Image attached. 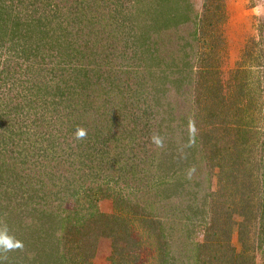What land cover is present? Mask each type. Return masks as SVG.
Here are the masks:
<instances>
[{
  "label": "trees",
  "instance_id": "16d2710c",
  "mask_svg": "<svg viewBox=\"0 0 264 264\" xmlns=\"http://www.w3.org/2000/svg\"><path fill=\"white\" fill-rule=\"evenodd\" d=\"M42 1L19 0L18 5L15 4L16 9H12L9 13V18L14 22V29H10L9 32L17 41L16 55L25 56V60L31 55L37 59L41 57V62L37 61L38 65H35V60L33 61L30 70L35 65L37 72H40L44 69L41 64L48 63L52 70L61 72L60 75L58 73L56 75L58 80L66 85L60 84L61 91L55 94L57 98L49 99L48 105H45L44 101L36 102L33 96L36 90L42 93L38 83L43 85L48 83L42 78L31 79L29 74L22 78L20 83L29 97L19 94L16 96V87L19 84L10 86L8 93L12 95V100L9 101H13L14 104L10 110L23 112L29 104H35L34 107H38L36 110L39 118L45 122L43 126L48 128V135L52 137L50 147L56 140L50 128L55 126L57 121L62 125L65 124V127L78 124L85 130V136L89 137L92 145L104 144L107 147L92 155L93 153L89 152L90 142H86L82 146L76 145L78 153L72 151L73 143L69 142L67 135H64L61 141L62 147L59 149L61 151L70 149L66 151L68 157H79V161L83 160V157L87 161H94V165L91 164L89 168L101 174L106 170L109 172L115 160L122 156L119 152L111 151L110 146L112 149L115 148L111 144L129 140L127 144L129 146L125 147L124 151L140 152L139 159H143L137 165H131L129 170H132L133 175L137 174L136 172L142 174L145 179L141 177L138 180L133 177L132 185L127 182V186L132 190L126 194L113 195L115 213L104 214L97 208L90 207V211L79 215L80 210L66 209L60 200L56 203L55 199L42 196L40 190L43 181L47 186L51 181V191L55 193L56 186L62 184L66 190H71V186L75 187V178L71 176L61 178L62 173H59L56 165L61 160V156L57 152L50 151L42 159V154L38 151V160L40 157L45 161L50 160L53 163L52 167L37 168L41 160L37 166H29V171L19 170L12 178L19 182L15 185L21 193L14 200L16 209L24 201V210L31 208L35 211L37 223L34 229L38 230L36 237L38 242L36 241V247L31 249L33 257L24 253L22 258L16 259V253L8 251L3 254L0 264H88V259H84L81 254L84 252L86 256H92L90 250L86 251V249L95 247L99 236L112 239L111 264H123L128 259L137 260L138 253L132 251L140 248L141 240H137L133 236V230H130H136L132 217H122L121 213L124 210L137 216L142 223V228L139 227V230L142 235L146 233V238L145 235L143 238L151 237V249L156 251L148 256L146 264L147 262L149 264H247L242 261L241 254L225 252L218 246L220 240L217 228L220 214H216L213 204L208 205L203 194L209 189L213 169H219L217 173L219 182L224 177L227 163L222 161L226 159L225 156L219 159L220 162L215 161L221 151L227 150L236 161L245 153V150L233 140L231 143L227 142V146L223 145V138L215 134V130L223 127V123L213 122L214 117H220L211 106L215 104L213 101L219 92L222 94L223 90L215 84L214 79L209 81L206 78L212 66L201 65L200 68L195 69L199 55L195 49L202 48L200 43L206 37L208 27H214L222 21L221 17L211 18V14L217 15V10L221 9L220 3H214L215 5L205 3L203 5L205 10L201 13L203 16L198 17L201 14L194 15L191 3L187 1L183 5L182 0H74L75 4L72 0H61L56 3L49 2L45 8L47 13L43 12L31 18L24 29L25 32L17 33L19 28L25 27L17 8H20L24 2L28 6L32 4L34 12L38 13ZM5 5V0H0L1 22L5 19V22L8 21L5 15L3 17V9L8 10V5ZM51 20L53 25L47 28ZM14 32L17 35L13 34ZM64 48L69 51L68 54L62 53L61 50ZM185 48L190 50L189 53L185 51L187 59L183 62L179 61L178 64H175V61L173 63L178 52ZM60 56L61 60L55 59ZM118 58H121L120 62L116 61ZM171 64L175 66L174 70L171 69ZM161 66L165 71L164 79L159 84L160 81L154 76L160 71ZM123 67L126 69L124 70ZM12 68L13 66L9 70L15 71L16 67ZM173 73H181V76L186 78H172ZM10 74L11 77L14 75L12 72ZM186 80L187 85L180 83ZM172 82L175 83L174 87H171ZM134 84L137 85V90H132ZM187 94L189 101L185 98ZM19 98L22 100L18 101ZM133 101H136L134 102L136 104ZM49 104L53 106L50 107ZM47 106L51 110L49 116H46ZM128 106H131L132 110L127 108ZM1 108L0 102V111ZM205 110L210 116L211 123H205L202 119ZM190 113L193 114L192 118H189ZM191 120L195 121L194 128L184 126ZM7 122L8 118H4L0 113V124L6 125ZM201 122L205 123L206 127H201ZM249 124L239 127L240 131L237 129L243 139L249 134L247 127ZM36 126L40 127L41 123ZM158 128H165L169 134L165 142L167 143L165 150L170 149L168 154L170 161L177 158L180 161L178 166L172 165L176 168L170 175L169 172L164 175L156 173L161 160L156 162L155 159L161 152L158 153L153 147H147L142 140L145 137L151 140ZM225 129L228 135L230 129L229 127ZM110 130L113 132L110 133ZM9 134L11 133L0 130L1 143L5 144L6 139L10 142L9 148L0 152L2 161L5 160L6 151H11L12 155L17 145L13 135ZM208 147L209 154L206 151ZM82 150H85L84 154ZM16 160L9 163L10 168H16L14 166ZM74 162L71 164L74 165ZM153 162L156 164L151 165ZM92 170L84 173L92 174ZM27 178L30 179V185L39 191V194L30 197L34 203L27 201L32 193ZM56 179L62 180L55 183ZM176 183L178 195L168 196L163 189H160L163 185L171 186ZM25 187L27 189H23ZM107 189L108 187L105 189L100 187L101 192ZM84 190L83 194H87L91 188L87 187ZM79 191L82 193L81 187L72 188V194H76L77 197ZM0 192L3 193V190ZM7 194V199L10 200V193ZM201 199L204 204L203 210L208 211L206 216L210 217L211 223L205 229V241L199 243L190 240L189 225L193 224L198 216L193 213L194 210H198L195 203L198 206ZM247 201L246 197L239 203L246 207ZM0 208L9 209V202L6 206L1 205ZM239 215H246V211H241ZM231 216L228 214V219ZM244 225V221L239 223L241 240L244 238L242 229ZM228 227L230 226L223 229L226 238H229L225 234L230 230ZM212 229L213 233L210 235L209 231ZM216 235V239L213 240ZM32 238L28 236L23 240L30 243ZM213 249L216 251L214 254L211 253ZM247 249L248 247L245 246L243 251L247 252Z\"/></svg>",
  "mask_w": 264,
  "mask_h": 264
},
{
  "label": "rangeland",
  "instance_id": "374dc122",
  "mask_svg": "<svg viewBox=\"0 0 264 264\" xmlns=\"http://www.w3.org/2000/svg\"><path fill=\"white\" fill-rule=\"evenodd\" d=\"M56 1L61 2V0H43L39 5L40 10H38V13L34 12V6H32V4L28 6L23 2L21 7L17 9L19 10V17H21L25 23V27L19 28L17 33L23 34V32H25L24 29L28 26L27 23L31 18L39 16L43 12L47 13L45 8L48 6V3H56ZM72 1V3H74V0ZM187 1L193 6L194 15L196 13L201 14L202 11L205 10V6L203 9L205 3L211 5L214 3H220L221 5V9L217 10V15L213 13L211 14V18L217 19L219 17L220 19L221 17L222 21L214 27H208L209 29L205 35L206 37L203 38L200 43L202 48L200 50L195 49V52H199L198 60L195 62V64L197 63L195 69L196 67L200 68L201 65H211V71L207 74L206 78L209 81L214 79L215 84L222 87L223 90L222 94L219 92L216 99L213 101L215 104L211 106V109L218 112L220 117H214L213 122L217 121V123H223V127H220V130H215V134L217 137L223 138V145L227 146V142L231 143V140H233L240 148L242 147L245 150L244 155L239 158V160L237 159V161L230 156L227 150L221 151L215 161L218 162L221 157L225 156L226 159L222 161V163H227L225 164L224 177L219 182L217 177L219 169H213L214 172H211L209 189L206 191L208 193L207 195L206 192L203 193L206 196L204 199L209 203L208 205H214L217 215L220 214L217 228L220 240L218 246L225 252L241 254L242 261L247 264H264V0H182L181 3L185 5ZM5 2V6L8 5V12L3 9V17L5 15L8 21L5 22L6 19L2 22L0 21V102L2 103L0 113L4 118H8L7 123L15 126L13 127L7 123L6 125L0 124V130L3 129L4 131L11 133L9 135H13L17 145L15 146L16 148L12 155L11 151H6V155L4 156L5 160L2 161L0 159V191L3 190V193L0 192V206H6V203L8 202L10 204L9 209L0 208V232L6 233L12 238L14 244H18L19 246L8 250L0 248V261L3 254L8 251L16 253V259H18L17 257L22 258L24 253L28 254V256L30 255L29 257H33L31 249H34L38 242V238H36L38 236V230L34 229L35 224L37 223L34 216L35 211H32L31 208L24 210V201H22V204L16 209L17 206H14V200L17 196H20L21 193L15 185V183L19 182L12 178L19 170L29 171V166H37L43 157L48 155L50 151L57 152L61 156V160L56 164L59 173H62L61 178H63V176H71V178H75V187L71 186V190H66L65 186H62L63 184L60 186L57 185L54 193L51 191V181H49L48 186L45 184V181H43V186L40 190L41 194L44 198L50 197L52 200L55 199L56 203L60 200L63 207L66 209L75 208L80 210L81 212L79 215L90 211V207L93 209L97 208L104 214L115 213L113 195L117 193L126 194L129 190H132L131 187L127 186L128 184L132 185L131 178L134 177L139 180L143 177V175L138 172L133 175L132 170H129L131 165H137L143 161L142 158V160L139 159V157H141L140 152L136 153L134 150L131 152L128 150V152L124 151V148L129 146L127 145L129 140H126L125 142L123 141L119 144L118 142L111 144L112 146H115L114 149L110 146L111 151H114L113 153L119 152L122 156L115 160L109 172L106 170L101 174L97 170L89 168L91 164L94 165V161H87L85 160V157H83V160L79 161V157H68L66 151H70V149L64 151L59 149L62 147L61 141L64 139V135H67L66 138L69 142L72 141V148L74 149L72 151L78 153L79 150H76V145L80 144L82 146L86 142H90L89 144L91 148L89 152L93 153L92 155L97 154L100 150L107 147L104 144H95L96 146L92 145L89 137L86 136L78 139L76 132L78 129L82 128H80L78 124L76 125L74 123L72 126L66 125L65 127V124L62 125L57 121L55 126L50 128L54 138H56L55 142H53V146L50 147V138L52 137L48 135V128L43 126L45 122L39 118V113L36 110L38 107L35 108V104H29L28 107L23 109V112H12V110H10V107L14 105L13 101H9L12 100V95L8 93L10 86L12 84H19L16 87V96L19 94V96L23 95L29 97L28 93H25L20 84L22 78L27 77L29 74L31 79L37 77L39 80L42 78L44 82L48 83L46 85L38 83L42 88V93L36 90V93L34 92L35 96H33L36 98V102L44 101L45 105H48L49 99H54V97L57 98L55 94H58L61 91L59 88L60 84H66L58 80L56 73L60 75L61 72L52 70V67L49 66L48 63L41 64L44 69L37 72L38 69H35V65H38V60L41 62L40 56L39 59H37L31 55L25 60V56L19 55V57L16 55V46L18 47V45L16 44L17 41L13 39L11 32H9L10 29H14V22L12 18H9V13L12 9H16L15 4L18 5L19 0H5ZM12 2H14V5H12ZM202 16L203 15L201 14L198 17ZM52 25L53 22L51 20L47 25V28ZM13 34H16V32ZM197 44L199 45V43H195V45ZM61 51L64 54L69 53L66 48ZM185 51L188 53L190 52L188 48L180 50L177 57L173 59V63L175 61V64H178L179 61L183 62L186 60L187 56ZM59 58L61 60V56L55 57L56 60ZM34 60L35 65L32 70H30V65L33 64ZM116 61L120 62L121 58H118ZM12 66V69L16 67L15 71L9 70ZM174 68L175 66L172 65L171 69L174 70ZM123 69L125 70L126 68L123 67ZM164 71L165 69L161 66L160 71L155 73L156 75L154 77L158 78V81H160L159 84L162 83L164 79ZM168 71H170V69ZM10 72L14 73L15 76L13 75L11 77ZM171 76L172 78H186V76H181V73H173ZM186 82L187 80L180 83H185L184 85H187L188 83ZM174 84L175 83L172 82L171 87H174ZM139 87L140 86L138 85V88ZM133 89L137 90V85H132V90ZM188 97L187 94L185 96L187 101H189ZM2 99L3 101H1ZM21 100L22 99L19 98L18 101ZM134 102L136 101H133V103ZM217 104H219V106ZM49 105L50 107L53 106V104ZM133 106L134 105H132V107ZM50 107H46L48 108L46 116L51 114ZM132 107L128 106L127 108L132 110ZM30 111L32 113H30ZM132 114H134V112ZM189 115V118H192L193 114L191 115L190 113ZM72 116L74 117V115ZM202 119L205 123H211L207 110L203 111ZM246 122L248 124L250 123L247 126L249 134L243 139L239 135V132H237V129L240 131L239 127H243V125L247 124ZM40 123V127L36 126ZM194 123L195 121L191 120L184 126L194 128ZM205 123L201 122L200 126L206 127ZM30 125H32V127ZM226 127H229L230 129L228 135L225 129ZM73 129H75V131ZM105 130L106 129H104V131ZM68 131H70V133ZM111 132H113V130H110V133ZM168 138L169 134L166 132L165 128H158L151 140L146 139V137L142 139L145 141L147 147H153L158 150V153L161 152L158 154V158L156 157L155 159L156 162L161 160L160 165L156 170L158 175H164L166 172H169L170 175L174 168H176L172 165L178 166L180 163V161H178L179 158L171 162L168 157L170 149L165 150V146H167V143L165 142ZM146 140L148 141L146 142ZM9 145L10 142L8 139H6L5 144H2L0 141V152ZM38 151L42 154V159L40 157V160H38ZM206 151L209 154V147ZM84 152L85 150H82V154H84ZM14 159H17L16 164L14 165L16 168H10L9 163H12ZM72 162H74V165L71 164ZM156 162H153L151 165H155ZM211 162L213 161H210V163ZM52 165L53 163L50 160L45 161L44 159L37 168L42 166L43 168L48 169L52 167ZM74 166L76 168H74ZM90 169L93 171L92 174L84 173ZM124 170H127V172ZM36 172L38 173V171ZM166 179L169 178L166 177ZM26 180L32 191L31 195L27 198V201H29V203H34V200L30 197L32 196L33 198V196L39 194V191L36 187L30 185L29 178ZM61 180L62 179H56L55 183H58ZM193 186L195 185L193 184ZM77 187L82 188V193L79 191L78 197L76 194H72V188L77 189ZM87 187L88 189L91 188V190H89L87 194H83L85 193L84 189ZM100 187L103 189L108 187V189L101 192ZM23 189L27 188L25 187ZM160 189H163L166 192L165 195H178L177 183L171 186L163 185ZM8 192L10 193V200L7 199ZM5 196L6 198H4ZM246 197L248 201L245 204L246 207H243L239 201ZM202 199L199 201L198 206H196L195 203V207H197L196 209L198 210H194L193 215L198 216H196L195 222L189 225L191 231L189 236L190 240L193 239L195 242L199 243L205 241V229L210 226L211 223L209 221L210 217L206 216L208 211L203 210L204 204ZM241 211H246V215H239ZM121 214L123 218L132 217L134 225H130H133L137 231L134 229L130 230H133V236L137 240H141L140 248L132 251V253H138V259H128L123 262V264H146L145 262L148 260V256L156 251L151 249V237H148L147 239L143 238L144 235L146 238V233L143 235L141 234L139 229L142 228V223L137 219V216H133L128 210L122 211ZM228 214L232 215L229 219ZM242 221H244L245 224L242 227L244 233L243 240H241L239 233V223ZM227 226H230L228 227L230 230L225 234H227L229 238H226V236L223 235V229H226L224 227ZM209 233L211 235L213 229L209 231ZM28 236H30V238L33 237L30 243L23 240L28 238ZM216 237L217 235L213 240H215ZM111 241L112 239L110 237L99 236L95 247L92 246V248L86 249V251L90 250L89 252H91L92 256H86L83 252L81 254L82 257L88 259V264H111ZM245 246L248 247L247 252L243 251ZM215 252L216 251L213 249L211 253L214 254ZM147 264L149 263L147 262Z\"/></svg>",
  "mask_w": 264,
  "mask_h": 264
},
{
  "label": "clouds",
  "instance_id": "9594fccd",
  "mask_svg": "<svg viewBox=\"0 0 264 264\" xmlns=\"http://www.w3.org/2000/svg\"><path fill=\"white\" fill-rule=\"evenodd\" d=\"M85 130L78 129L76 132V136L78 139L83 138L85 136ZM19 246L18 244H14L11 237H9L6 233L0 232V248L5 250L11 249L13 247Z\"/></svg>",
  "mask_w": 264,
  "mask_h": 264
}]
</instances>
